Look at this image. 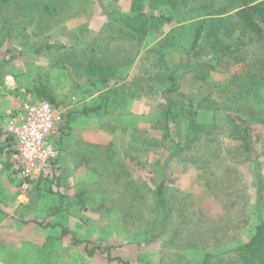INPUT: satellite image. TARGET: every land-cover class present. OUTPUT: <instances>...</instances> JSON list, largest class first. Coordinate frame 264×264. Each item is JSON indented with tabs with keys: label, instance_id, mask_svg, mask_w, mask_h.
I'll use <instances>...</instances> for the list:
<instances>
[{
	"label": "rangeland",
	"instance_id": "1",
	"mask_svg": "<svg viewBox=\"0 0 264 264\" xmlns=\"http://www.w3.org/2000/svg\"><path fill=\"white\" fill-rule=\"evenodd\" d=\"M242 8L236 0H0V264H119L105 247L133 264H264V245L240 249L264 213L239 137L249 125L264 191V35L247 32L231 56L185 62L201 21ZM237 31L224 39L234 43ZM174 70L180 89L171 97L196 114L178 154L176 125L162 116ZM91 75L94 83L83 81ZM41 85L66 110L109 90L97 101L105 113L89 125L84 171H69L70 141L82 136L69 128L51 138L64 143L61 166L22 192L9 174L5 123L10 100L37 99ZM87 245L97 247L93 256Z\"/></svg>",
	"mask_w": 264,
	"mask_h": 264
},
{
	"label": "trees",
	"instance_id": "2",
	"mask_svg": "<svg viewBox=\"0 0 264 264\" xmlns=\"http://www.w3.org/2000/svg\"><path fill=\"white\" fill-rule=\"evenodd\" d=\"M243 7L238 13L235 15L229 16L223 13H212L210 14V18L207 20L201 21L198 26L195 36L192 39L190 49L188 50L187 59L185 62H191L193 60L201 59L206 55L212 54L217 58L221 56H231L237 50L240 49V45L244 44V37L247 32L253 33L255 37H263L264 35V3L257 2L251 4V2H255V0H236ZM134 9L138 12L134 18H137L139 14H143L141 12V6L137 3L134 4ZM141 16V15H140ZM236 18H241L242 21L237 22ZM130 21V20H129ZM128 23V22H127ZM127 27L136 33L143 35L145 33V25L140 26V28H136L137 26L132 25V23H128ZM134 29V30H133ZM231 30H238V35L236 41L234 43L227 42L224 37H228L231 35ZM140 35V36H141ZM41 50V49H39ZM183 61V59H182ZM184 62V61H183ZM182 62V63H183ZM181 67V66H180ZM178 71V70H177ZM168 84L163 89V94L165 96L167 103L166 112L162 113L165 122H172L176 125V136L180 138V142L178 144V149L176 150L177 154L183 148L181 143L182 137H186L188 139V130L191 123H195L196 119L195 113H187L183 108L179 107L178 103H176L172 99V94L179 91L180 87L178 85L176 70L171 71L168 75ZM38 97L42 100H47L50 103L60 106L61 102H59L56 97L50 93V91L44 86L41 85L37 88ZM99 109L97 107L85 108L83 109L84 114H89L93 111ZM193 115V117H192ZM72 112L65 113L64 125L62 126L60 133L62 134V140L68 134V129L70 128V120H71ZM184 123V125H183ZM186 123V125H185ZM171 133V130L167 128V135ZM242 139V144L247 153L250 162L256 168V172L258 173V202L263 205V213H264V191L262 188V174H261V164L259 162V155L255 148V143L253 141L252 129L249 125L244 124L242 133L239 136ZM11 143V142H10ZM63 146L60 147V154L63 155ZM11 153V152H9ZM11 155V154H10ZM11 157V156H10ZM157 194L159 196V200L164 208L167 207V200L165 197L164 185L160 183L157 186ZM80 198H82V194H80ZM54 226V225H50ZM63 235H67L68 231L63 229ZM264 245V219L260 220L256 233L254 236L244 245L240 247L241 250L255 252L260 250ZM97 247H89L86 246V252L89 256H93L96 252ZM111 247H105L102 251L107 253L109 261L117 262L119 264H133L128 260H125L121 257H112L110 254ZM205 264V263H201Z\"/></svg>",
	"mask_w": 264,
	"mask_h": 264
},
{
	"label": "built area",
	"instance_id": "3",
	"mask_svg": "<svg viewBox=\"0 0 264 264\" xmlns=\"http://www.w3.org/2000/svg\"><path fill=\"white\" fill-rule=\"evenodd\" d=\"M64 119L61 105L39 98L23 100L10 116L5 129L12 140V166L22 179V192L60 167L63 155L51 138L57 142Z\"/></svg>",
	"mask_w": 264,
	"mask_h": 264
},
{
	"label": "crops",
	"instance_id": "4",
	"mask_svg": "<svg viewBox=\"0 0 264 264\" xmlns=\"http://www.w3.org/2000/svg\"><path fill=\"white\" fill-rule=\"evenodd\" d=\"M94 77H95V75H91L88 79H84L83 81H87L90 84L94 83L95 82ZM128 80L131 81V77ZM108 90H109L108 87H106V88L101 87L100 90H96V92L94 94H91L90 99H92V102H94L93 104L80 102V103L76 104V107H75V105L73 107V104H71L68 106V109L70 108L69 110L65 109V113L66 112L67 113L72 112V116H71V120H70V131L72 129V131L74 133H78V134H80V130L82 131V136H79V138L73 142L70 141L71 144H73V147H72V145L69 147V144H68L69 140H67V144L69 147L68 152H67L68 153L67 154V161L69 163V165H68L69 171H75L74 169L84 171L83 170L85 167L84 162L88 160V157L86 156L87 153H86L85 149H86L87 144L89 143L88 142V138H89L88 134L90 133V129H91V127L89 125L92 124V122L97 118L98 114H100V112L102 110H103V113H105L106 106L105 105L102 106L101 103L100 102L98 103L97 101H99V97L101 96V94L107 92ZM77 95H78V93H77ZM95 102H97V103L95 104ZM20 104H21V102L17 101V99L12 98V100H10L11 108H15V110L20 106ZM97 106H99L98 110L93 111L87 115L83 113V109L91 108V107H97ZM9 118L6 120L5 128H6V125L8 124ZM98 128H100V127H98ZM5 132H6V129H5ZM90 144H93V145L99 144L98 145L99 147L100 146L105 147L104 144L108 145L110 143L106 141V142H95V143L91 142ZM75 146H77L78 148L75 149L74 148ZM7 148H8V152H12V143H10V142L7 143ZM102 152L107 154V151L105 149H103ZM10 154L11 153H9V156H11ZM74 154L78 155L79 157L76 158L74 156ZM62 160H63V156H62ZM61 161L59 162L60 166L62 164ZM10 162H11L10 163V170H9L10 171V173H9L10 178H12V180H14V183L16 184V185H14V187H16L18 190H20L19 188H20L22 179L20 178L18 173L14 170V168L12 166L11 157H10ZM80 164H83V165L81 166ZM47 177H49V176H47ZM38 182H34V183H38Z\"/></svg>",
	"mask_w": 264,
	"mask_h": 264
}]
</instances>
